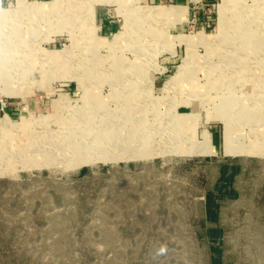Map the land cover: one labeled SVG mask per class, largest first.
<instances>
[{
    "label": "rangeland",
    "instance_id": "1",
    "mask_svg": "<svg viewBox=\"0 0 264 264\" xmlns=\"http://www.w3.org/2000/svg\"><path fill=\"white\" fill-rule=\"evenodd\" d=\"M263 114L264 0H0V264H264Z\"/></svg>",
    "mask_w": 264,
    "mask_h": 264
},
{
    "label": "bare ground",
    "instance_id": "2",
    "mask_svg": "<svg viewBox=\"0 0 264 264\" xmlns=\"http://www.w3.org/2000/svg\"><path fill=\"white\" fill-rule=\"evenodd\" d=\"M23 3H24V1H23ZM52 5V3H46V2H42V3H39V5L37 4V6H35L34 7V5H31V7L33 8V10L35 9L36 11H39V12H42V13H45V12H47V9H44L45 8V6H51ZM238 5V4H237ZM27 6V5H26ZM239 12V11H238ZM4 17V16H3ZM242 17V16H241ZM10 19V18H9ZM73 19V18H72ZM9 23V22H8ZM243 27V26H242ZM12 28V27H11ZM18 28V27H17ZM20 28V27H19ZM15 29V28H14ZM238 30V29H237ZM247 33V32H246ZM228 34V33H227ZM252 35H254V34H252ZM230 36V35H229ZM24 37V36H23ZM255 36H252V38H254ZM259 37V36H258ZM246 40V39H245ZM202 43H204L205 44V40L204 39H201L200 40ZM217 41V40H216ZM31 47V46H30ZM246 47V46H245ZM249 49V48H248ZM247 49V50H248ZM5 53V52H4ZM46 58H47V60L49 61L50 59H51V56H50V54L49 55H46ZM5 60V59H4ZM58 60H60V62H67V60H69V57L67 56V55H64V54H62V53H60V57H59V59ZM7 63V62H6ZM5 63V64H6ZM6 66V65H5ZM60 67V66H59ZM7 68V67H6ZM62 68V67H61ZM89 69V68H88ZM5 71H6V69H5ZM5 73V72H4ZM4 75V74H3ZM118 75V74H117ZM46 78V77H45ZM112 78V77H111ZM91 97V96H90ZM89 97V98H90ZM86 98V97H85ZM98 106V105H97ZM87 110V109H86ZM88 111V110H87ZM90 113V112H89ZM258 113V112H257ZM83 114V113H82ZM256 114V113H255ZM264 115V114H263ZM84 116V115H83ZM87 117V116H86ZM94 119V118H93ZM83 128V127H82ZM108 128V127H107ZM106 128V129H107ZM81 129V128H80ZM105 129V130H106ZM109 129V128H108ZM79 130V129H78ZM94 130V129H93ZM138 130V129H137ZM71 132H72V130H70ZM76 132V131H75ZM99 133V132H98ZM73 134V133H72ZM72 134H70L69 136V138H71V140L70 141H68L67 142V144H65V148H66V152H70V153H72V151H75V150H77L78 151V147H79V145L80 144H78V142H81V140H82V137H81V139L80 138H76L74 135H72ZM92 134V133H91ZM105 139V138H104ZM141 139V138H140ZM143 140V139H142ZM145 142H147V141H145ZM102 143V142H101ZM104 143V142H103ZM167 143V142H166ZM103 145V144H102ZM14 147H16V146H14ZM106 155V154H105ZM81 158V157H80Z\"/></svg>",
    "mask_w": 264,
    "mask_h": 264
},
{
    "label": "clouds",
    "instance_id": "3",
    "mask_svg": "<svg viewBox=\"0 0 264 264\" xmlns=\"http://www.w3.org/2000/svg\"><path fill=\"white\" fill-rule=\"evenodd\" d=\"M163 251H164V249L162 248V249H161V252H163Z\"/></svg>",
    "mask_w": 264,
    "mask_h": 264
}]
</instances>
